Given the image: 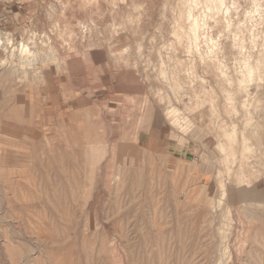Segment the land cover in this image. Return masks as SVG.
Instances as JSON below:
<instances>
[{
  "label": "rangeland",
  "instance_id": "374dc122",
  "mask_svg": "<svg viewBox=\"0 0 264 264\" xmlns=\"http://www.w3.org/2000/svg\"><path fill=\"white\" fill-rule=\"evenodd\" d=\"M0 264H264V0H0Z\"/></svg>",
  "mask_w": 264,
  "mask_h": 264
}]
</instances>
